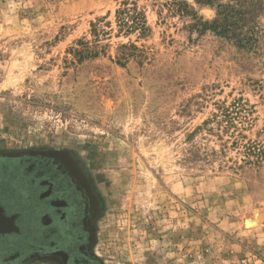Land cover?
<instances>
[{
	"label": "rangeland",
	"instance_id": "rangeland-1",
	"mask_svg": "<svg viewBox=\"0 0 264 264\" xmlns=\"http://www.w3.org/2000/svg\"><path fill=\"white\" fill-rule=\"evenodd\" d=\"M178 2L0 0V151L79 165L102 264H264V8Z\"/></svg>",
	"mask_w": 264,
	"mask_h": 264
},
{
	"label": "flooded vegetation",
	"instance_id": "flooded-vegetation-1",
	"mask_svg": "<svg viewBox=\"0 0 264 264\" xmlns=\"http://www.w3.org/2000/svg\"><path fill=\"white\" fill-rule=\"evenodd\" d=\"M96 204L70 158L0 156V264L44 255L54 264H102L92 251Z\"/></svg>",
	"mask_w": 264,
	"mask_h": 264
},
{
	"label": "trees",
	"instance_id": "trees-1",
	"mask_svg": "<svg viewBox=\"0 0 264 264\" xmlns=\"http://www.w3.org/2000/svg\"><path fill=\"white\" fill-rule=\"evenodd\" d=\"M196 2L212 5L216 9L212 20L194 18V26L198 29H210L217 34L230 33L228 37H233L239 44L249 46H253L254 42L261 38L256 18L264 8V0H196ZM182 7L189 12L186 6ZM134 19L137 20L136 17ZM247 149L254 152L251 146Z\"/></svg>",
	"mask_w": 264,
	"mask_h": 264
},
{
	"label": "water",
	"instance_id": "water-1",
	"mask_svg": "<svg viewBox=\"0 0 264 264\" xmlns=\"http://www.w3.org/2000/svg\"><path fill=\"white\" fill-rule=\"evenodd\" d=\"M24 153H27V154H30V155H41V156H46V157H52L54 159H57V158H60V157L68 158L65 155L64 152L57 151V150H46V151H42V150H38V151L28 150V151H14V152H3V151H0V156H16V155H20V154H24ZM42 257H44V258H46L48 260L52 259V257L48 256V255H44Z\"/></svg>",
	"mask_w": 264,
	"mask_h": 264
}]
</instances>
